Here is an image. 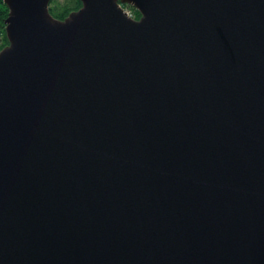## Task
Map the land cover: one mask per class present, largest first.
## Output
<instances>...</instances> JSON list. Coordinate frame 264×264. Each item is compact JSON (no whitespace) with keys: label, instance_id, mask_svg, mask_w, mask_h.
<instances>
[{"label":"water","instance_id":"95a60500","mask_svg":"<svg viewBox=\"0 0 264 264\" xmlns=\"http://www.w3.org/2000/svg\"><path fill=\"white\" fill-rule=\"evenodd\" d=\"M2 1L0 264H264V0Z\"/></svg>","mask_w":264,"mask_h":264},{"label":"trees","instance_id":"16d2710c","mask_svg":"<svg viewBox=\"0 0 264 264\" xmlns=\"http://www.w3.org/2000/svg\"><path fill=\"white\" fill-rule=\"evenodd\" d=\"M80 5L79 0H62L58 2V0H51V2H48V10L51 15H53L56 18L62 19L63 16H65L68 12L73 11V9H76ZM132 11L135 16V18L139 15L137 9H134L132 6ZM7 10L5 3L0 0V49L3 45L7 43V39L5 36V33L3 31L4 29V23L3 18L6 16Z\"/></svg>","mask_w":264,"mask_h":264},{"label":"built area","instance_id":"2783aa9c","mask_svg":"<svg viewBox=\"0 0 264 264\" xmlns=\"http://www.w3.org/2000/svg\"><path fill=\"white\" fill-rule=\"evenodd\" d=\"M125 11H126V14L133 16L132 12L129 9H125Z\"/></svg>","mask_w":264,"mask_h":264},{"label":"rangeland","instance_id":"374dc122","mask_svg":"<svg viewBox=\"0 0 264 264\" xmlns=\"http://www.w3.org/2000/svg\"><path fill=\"white\" fill-rule=\"evenodd\" d=\"M55 1V0H54ZM60 1H62V0H58V2H60ZM49 2H51V0H49ZM128 7V6H127ZM130 8V7H129ZM130 9H132V8H130ZM131 11V10H130ZM132 12V11H131Z\"/></svg>","mask_w":264,"mask_h":264},{"label":"flooded vegetation","instance_id":"af4514ba","mask_svg":"<svg viewBox=\"0 0 264 264\" xmlns=\"http://www.w3.org/2000/svg\"><path fill=\"white\" fill-rule=\"evenodd\" d=\"M129 6V5H128Z\"/></svg>","mask_w":264,"mask_h":264}]
</instances>
